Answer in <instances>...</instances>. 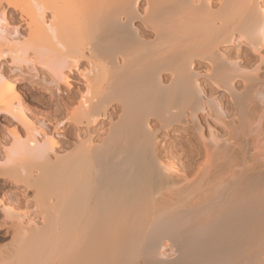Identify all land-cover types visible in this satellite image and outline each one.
I'll list each match as a JSON object with an SVG mask.
<instances>
[{"label": "bare ground", "instance_id": "obj_1", "mask_svg": "<svg viewBox=\"0 0 264 264\" xmlns=\"http://www.w3.org/2000/svg\"><path fill=\"white\" fill-rule=\"evenodd\" d=\"M263 50L264 0H0V264H264Z\"/></svg>", "mask_w": 264, "mask_h": 264}, {"label": "rangeland", "instance_id": "obj_2", "mask_svg": "<svg viewBox=\"0 0 264 264\" xmlns=\"http://www.w3.org/2000/svg\"><path fill=\"white\" fill-rule=\"evenodd\" d=\"M262 53L264 54V50L262 51ZM230 54L231 55L238 56V58L241 59V61H242L241 62L242 66L245 67V68H247V69L254 68V66H256V64L258 62L257 56L255 54H252L251 51L247 48L246 45H241L237 49L234 48V47L231 48L230 49ZM84 64H85V62H83V64L80 65L79 68L82 69L84 66H86ZM196 67L200 71H204L205 70V67L204 66L197 65ZM2 71H3V73L5 75H8V76H11L12 73H13L11 71L10 66H9L8 63H4L2 65ZM257 74L264 80V65H262V69L259 70L257 72ZM70 77H71V83L75 87H81V88H83V85L81 83L82 82V79L80 78V76L76 72L74 74H70ZM28 79H29V76L27 75V76L24 77L23 80L24 81H27ZM207 92L209 94L213 95V96L219 97L220 100H221V103L223 104V106L225 108L229 107V105H230V99H229V96L226 93H224V92H222L220 90H217L216 88L213 89V88H209V87H207ZM221 94H223L222 97H220ZM38 95H39V91L38 92L37 91L36 92L34 91V92L30 93V96H33V97H37ZM76 95H77V93H76ZM48 99H49V94H46V96L44 97V102H40V101L38 102V105L40 106V108L41 107L42 108L43 107L46 108V102H47ZM45 100H46V102H45ZM74 105H75V103L72 102L69 105V107L67 109H65V111L62 108L58 109V112H56V114L53 117H56L58 119L63 118V117H68L69 114H70V112L72 111V108H74ZM61 111H63V112H61ZM0 120H2V118ZM3 125L4 124L0 121V131L2 130L1 133H2V135L5 136V135H7V131L3 127ZM217 129H218L219 132L223 133V129L224 128L222 126L217 125ZM191 131H192L191 127H189L185 132L183 131V132H178L177 133V132H173L172 131V132H170V136H168V139L169 140H172V141L178 140L180 142L181 141H185L186 140V136ZM263 134H264V124H263ZM262 139H263V143L262 144H257V146H255V147H254V144H252V143H249L248 144V151L250 153V156L253 157V158L256 157L255 159H257V160H255L256 162L252 161V163L253 164H256V165H257V163H259L261 165L260 166V169H264V135H263ZM255 145H256V143H255ZM9 186H7V185L4 186V189H7L5 192L10 193L13 196L16 195V196H18V198L20 197V199L18 201V202H20V203H18L19 206L18 205H16V206H18L19 209L22 210L23 208H25V202H23V199H22L21 194L23 193V194H25L27 196H30L32 194V192L31 191L24 190V187H20V186H16V185H11L10 188H9ZM30 203H29V206L30 205L32 206V203H34V202L31 201ZM33 218L36 219L37 217H34L33 216ZM36 220H38V218ZM3 232H4V230H3V228H1L0 229V233H1L0 234V246H3V242L5 243L4 245H6L8 243L7 241H9V239H11V236H10L11 235V232L10 231L6 232V230H5V232H4L5 234ZM9 243H10V241H9ZM9 243L7 245H9V247H10V244ZM6 246H5V250L4 251H6ZM3 247H0L1 251H2V248ZM9 247H7V248L9 249Z\"/></svg>", "mask_w": 264, "mask_h": 264}]
</instances>
